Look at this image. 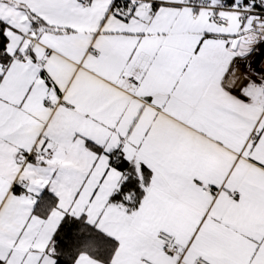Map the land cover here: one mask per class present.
<instances>
[{
  "label": "snow or ice",
  "instance_id": "1",
  "mask_svg": "<svg viewBox=\"0 0 264 264\" xmlns=\"http://www.w3.org/2000/svg\"><path fill=\"white\" fill-rule=\"evenodd\" d=\"M0 264H264V0H0Z\"/></svg>",
  "mask_w": 264,
  "mask_h": 264
}]
</instances>
